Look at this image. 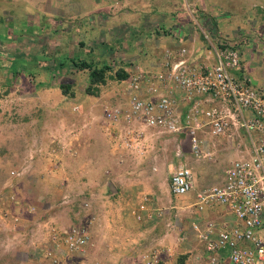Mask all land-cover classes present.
I'll return each mask as SVG.
<instances>
[{"label":"rangeland","instance_id":"obj_1","mask_svg":"<svg viewBox=\"0 0 264 264\" xmlns=\"http://www.w3.org/2000/svg\"><path fill=\"white\" fill-rule=\"evenodd\" d=\"M196 35L215 43L240 37L253 61L248 72L264 80V60L252 52L264 38V0H0V264H130L151 248L165 250L167 264L186 262L176 247L189 241L193 202L168 185L181 162L176 156L210 159L195 157L177 135L145 126L148 147L133 141L126 149L120 131L109 150L97 136L114 123L107 106L116 104L120 81L109 79L90 95L77 68L51 77L49 70L57 68V46L99 58L98 45H106L114 50L105 61L125 66L129 79L156 72L166 50L186 60ZM63 85L70 86L66 95ZM237 143L211 142L223 155ZM123 150L133 154L120 156ZM87 230L90 239L75 249Z\"/></svg>","mask_w":264,"mask_h":264},{"label":"built area","instance_id":"obj_2","mask_svg":"<svg viewBox=\"0 0 264 264\" xmlns=\"http://www.w3.org/2000/svg\"><path fill=\"white\" fill-rule=\"evenodd\" d=\"M197 37L189 39L186 60L166 50L165 63L156 72L154 67L118 80L120 95L115 105L107 106V115L114 123L140 125L141 136L145 127L177 135L197 158L212 160L220 154L211 144L214 139H237L239 157L225 172L223 184L201 192L194 205L200 210L223 206L230 215L207 222L194 264H264V80L257 82L248 72L253 61L240 37L221 36L218 43L204 37V44ZM200 48L205 50L199 56ZM194 178L191 168L180 165L170 180L172 195L190 194ZM89 239L84 233L73 247L81 248ZM164 252L148 249L130 264H166Z\"/></svg>","mask_w":264,"mask_h":264},{"label":"crops","instance_id":"obj_3","mask_svg":"<svg viewBox=\"0 0 264 264\" xmlns=\"http://www.w3.org/2000/svg\"><path fill=\"white\" fill-rule=\"evenodd\" d=\"M231 37V36H230ZM232 38V37H231ZM259 44H255V48L257 47L258 49H256L255 51V56L256 58H261L262 60H264V53L261 52L260 49H264V38L262 39L261 42H259ZM167 48L168 47H172L171 43L166 44ZM257 62V61H256ZM109 126V127H108ZM100 134H98L97 137H100V139L105 138L106 139V143L109 146V150H111V143L115 146L114 142H117L118 140V144H119V132L121 133L122 137L125 138L126 142V149H129L131 147H134L133 141H136L134 144L137 145V142L142 143L143 145L148 147V144H150L153 141V138H150V132H146V134H144L145 136H141V127H136L134 124H127V123H110V125L108 124V122H106V124H103V126L100 127ZM110 128V129H109ZM108 129V130H107ZM115 129V130H113ZM116 129H119V131H116ZM176 137V136H175ZM92 138V136L90 135V137L88 139ZM150 139H152L150 141ZM167 139H170V137H167ZM86 140V144H90L89 148H92V145H94L91 141H87ZM172 140V139H171ZM150 141V143H149ZM238 141V140H237ZM170 143V142H169ZM87 144V145H88ZM86 145V148H87ZM102 145V143H101ZM167 145V144H166ZM118 146V145H117ZM168 146V145H167ZM166 146V148H167ZM234 149L231 148V150H227L225 151V155L223 154H218L213 160H206V161H202V162H197V160L191 159L188 154L186 153L187 148L184 149V154L185 158H181V156H176V160H181L180 165H187L189 168H191L193 170L194 173V183H195V190H193L189 195L190 197V201L193 202L189 205V241L188 243H186L185 245L189 244L188 246H183V248L181 247H176L179 249H184V256L188 255L189 257L187 258L186 262L187 264H194L196 263L197 260V256L198 253L200 254V252L202 251L203 248H201L200 245V234L204 231L205 225L207 224V222L214 220V219H223L225 217H229L230 215L228 214V209L226 207L223 206H216L214 208H206V210H200L199 208H195L194 205L196 204V202H194L193 200L197 197L198 195L203 192L204 190H207L209 188L215 187V186H219L221 184H223L225 178H226V171L231 167L232 162L234 160H237L239 157V153L236 151L235 147L237 146H232ZM165 148V149H166ZM179 148V152H182V150ZM104 149V148H103ZM125 150H123L124 152ZM130 151V150H129ZM118 154V151H116ZM113 154V153H112ZM124 154L127 155H131L133 154L131 151L129 153H120V156H124ZM115 155V154H114ZM112 155V156H114ZM211 163H213L214 165L211 166ZM216 164V165H215ZM216 166V167H215ZM170 182V181H169ZM143 185V184H142ZM170 186V183L168 185V187ZM163 187L161 186V184L154 183V189L156 190H161ZM147 195V194H146ZM163 195V193H162ZM187 195V196H188ZM147 197V196H145ZM163 197V196H160ZM176 219L179 220L178 216ZM202 230V231H201ZM188 240V238H186ZM167 260V258H166ZM167 263V262H166Z\"/></svg>","mask_w":264,"mask_h":264},{"label":"trees","instance_id":"obj_4","mask_svg":"<svg viewBox=\"0 0 264 264\" xmlns=\"http://www.w3.org/2000/svg\"><path fill=\"white\" fill-rule=\"evenodd\" d=\"M164 14V13H163ZM155 35H159V30L155 31ZM168 35V33H166ZM3 37V35L1 36ZM88 40V39H87ZM201 42L204 44L206 43V40L204 36H201ZM83 45V47H81ZM103 45V44H102ZM86 44L82 42V44H79V49H84ZM100 57L95 58V56L92 53L85 54L82 50L75 51L74 55L71 56L69 54V51L67 50L66 45H60L56 47V53H55V62L57 63V68L55 71H51L49 69V76L51 77L55 73H61L64 69H69L71 67H75L78 69V72L81 76V78H86L89 81H87V93L90 95H96V93L99 92V87L102 85H106L108 83V80H126L128 79V72L125 66L123 67L122 64L115 66L113 62H107L105 59L108 57L109 54H111L110 51L114 50L110 46H105L104 50L100 45H98ZM93 57V59L91 58ZM91 59V60H90ZM113 64V66H111ZM116 70V72L112 71ZM111 73V76L109 75ZM115 74V75H114ZM90 77V79H89ZM68 88L70 86H61V89L63 94H67ZM108 190V189H107ZM110 192V191H109ZM186 264V262L182 263Z\"/></svg>","mask_w":264,"mask_h":264},{"label":"water","instance_id":"obj_5","mask_svg":"<svg viewBox=\"0 0 264 264\" xmlns=\"http://www.w3.org/2000/svg\"><path fill=\"white\" fill-rule=\"evenodd\" d=\"M109 187L111 188V190L115 191V189L112 186V183L109 184Z\"/></svg>","mask_w":264,"mask_h":264},{"label":"bare ground","instance_id":"obj_6","mask_svg":"<svg viewBox=\"0 0 264 264\" xmlns=\"http://www.w3.org/2000/svg\"><path fill=\"white\" fill-rule=\"evenodd\" d=\"M88 231V230H87ZM88 233H89V231H88ZM89 244V243H88Z\"/></svg>","mask_w":264,"mask_h":264},{"label":"clouds","instance_id":"obj_7","mask_svg":"<svg viewBox=\"0 0 264 264\" xmlns=\"http://www.w3.org/2000/svg\"><path fill=\"white\" fill-rule=\"evenodd\" d=\"M165 262H166V259H165ZM167 264V263H166Z\"/></svg>","mask_w":264,"mask_h":264}]
</instances>
